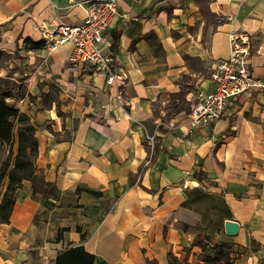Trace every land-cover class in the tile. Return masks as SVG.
Listing matches in <instances>:
<instances>
[{
    "label": "crops",
    "instance_id": "1",
    "mask_svg": "<svg viewBox=\"0 0 264 264\" xmlns=\"http://www.w3.org/2000/svg\"><path fill=\"white\" fill-rule=\"evenodd\" d=\"M86 1L0 0V50L20 56L0 76L24 85L11 99L35 127V173L53 184L44 197L29 179L14 190L0 264H55L77 244L92 264H200L194 238L233 243L231 264H264V91L228 99L209 125L185 117L232 30L250 34L264 78V0H118L105 35L119 85L67 70L69 41H23L78 23Z\"/></svg>",
    "mask_w": 264,
    "mask_h": 264
},
{
    "label": "built area",
    "instance_id": "2",
    "mask_svg": "<svg viewBox=\"0 0 264 264\" xmlns=\"http://www.w3.org/2000/svg\"><path fill=\"white\" fill-rule=\"evenodd\" d=\"M117 1L87 0L78 23H59L43 34L45 47L53 50L69 41L67 70L78 75L93 70L104 74L108 85L122 84L126 74L111 69L112 55L105 35V28L117 11ZM228 39L227 55L218 57L210 68L211 88L198 90L185 112L189 128L209 125L217 120L227 100L240 93L250 95L252 91H264V78L254 75L250 69V34L244 30H232ZM146 138L151 141L153 135H146Z\"/></svg>",
    "mask_w": 264,
    "mask_h": 264
},
{
    "label": "trees",
    "instance_id": "3",
    "mask_svg": "<svg viewBox=\"0 0 264 264\" xmlns=\"http://www.w3.org/2000/svg\"><path fill=\"white\" fill-rule=\"evenodd\" d=\"M23 41H28L32 46L44 44L42 38L32 40L24 37ZM2 53L4 52L0 50V54ZM11 82L13 81L6 75L0 76V148H5V154L0 160V222L7 221L14 201V190L23 179L30 180L32 193L40 197L53 190V184L44 181L41 175L35 173V127L27 114L19 110L12 100L9 101V98L16 99L24 94L21 83ZM192 243L200 246L197 254L200 264H231L229 259L231 251L234 250L233 243L216 240L209 244L199 238H194ZM54 261L55 264H92L93 254L81 244L69 245L57 252Z\"/></svg>",
    "mask_w": 264,
    "mask_h": 264
},
{
    "label": "rangeland",
    "instance_id": "4",
    "mask_svg": "<svg viewBox=\"0 0 264 264\" xmlns=\"http://www.w3.org/2000/svg\"><path fill=\"white\" fill-rule=\"evenodd\" d=\"M13 51H14L13 53L11 52V53L0 54V67L5 71V74H11L10 73L11 70H13V69L17 70L18 69V64H15V61L17 62V60L19 59L18 57H20V56L15 57L18 53H16L15 50H13ZM16 58H18V59H16ZM9 80L13 81L14 83H17L13 79L9 78ZM13 82H11V83H13ZM21 84H22V89L24 92V85H23V83H21ZM10 100H12V99L9 98V101ZM174 104L177 106H181L182 105L181 99L179 98L178 101H175ZM185 107H186V109H188V106H185ZM4 149H3V147L0 148V160L3 158V156L5 154ZM2 183H4V182H2ZM1 187H2V185H1Z\"/></svg>",
    "mask_w": 264,
    "mask_h": 264
},
{
    "label": "water",
    "instance_id": "5",
    "mask_svg": "<svg viewBox=\"0 0 264 264\" xmlns=\"http://www.w3.org/2000/svg\"><path fill=\"white\" fill-rule=\"evenodd\" d=\"M224 231L226 234H234L237 230L238 222L233 219H225L224 220Z\"/></svg>",
    "mask_w": 264,
    "mask_h": 264
}]
</instances>
